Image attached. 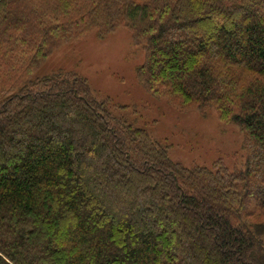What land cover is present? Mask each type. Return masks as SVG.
<instances>
[{
    "label": "trees",
    "instance_id": "obj_1",
    "mask_svg": "<svg viewBox=\"0 0 264 264\" xmlns=\"http://www.w3.org/2000/svg\"><path fill=\"white\" fill-rule=\"evenodd\" d=\"M127 27L143 86L243 133L186 166L63 44ZM0 264H264V0H0Z\"/></svg>",
    "mask_w": 264,
    "mask_h": 264
},
{
    "label": "rangeland",
    "instance_id": "obj_2",
    "mask_svg": "<svg viewBox=\"0 0 264 264\" xmlns=\"http://www.w3.org/2000/svg\"><path fill=\"white\" fill-rule=\"evenodd\" d=\"M144 60V49L134 43L127 27L103 38L94 30L81 40L58 47L34 77L58 70L83 75L98 97L128 106L122 113L168 144L171 158L186 166H212L217 161L231 168L242 166L245 153L240 128L222 122L214 109L205 116L194 108L180 111L167 99L151 94L137 76Z\"/></svg>",
    "mask_w": 264,
    "mask_h": 264
}]
</instances>
